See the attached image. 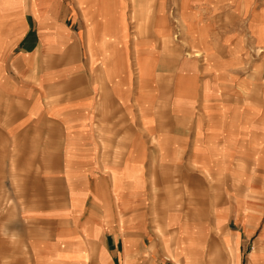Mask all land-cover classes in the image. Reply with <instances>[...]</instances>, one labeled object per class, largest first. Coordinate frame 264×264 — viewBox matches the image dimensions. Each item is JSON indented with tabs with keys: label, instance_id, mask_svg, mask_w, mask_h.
I'll return each mask as SVG.
<instances>
[{
	"label": "crops",
	"instance_id": "1",
	"mask_svg": "<svg viewBox=\"0 0 264 264\" xmlns=\"http://www.w3.org/2000/svg\"><path fill=\"white\" fill-rule=\"evenodd\" d=\"M176 2L179 38L162 5L176 53L163 76L141 36L148 6L0 0V169L15 172L25 264H264L255 37L224 0L203 5L209 35L193 41ZM153 32L167 41L157 20ZM180 72L196 83L177 95Z\"/></svg>",
	"mask_w": 264,
	"mask_h": 264
},
{
	"label": "rangeland",
	"instance_id": "2",
	"mask_svg": "<svg viewBox=\"0 0 264 264\" xmlns=\"http://www.w3.org/2000/svg\"><path fill=\"white\" fill-rule=\"evenodd\" d=\"M90 3L94 4L101 10L104 14L109 13L110 9L114 5L123 4L121 0H108V4H105V0H88ZM177 0H165L166 8L168 9V13L170 17H172V22L175 25L173 32L177 34L178 38L180 36V29L177 27V22L174 18H176L177 13ZM224 0H179L178 2V9L181 16V24L184 26L186 33L190 36L191 40H205L209 35L207 31V22H204L201 18V10L204 7L203 5H212L211 7L218 6ZM238 3L241 4V10L243 15L246 16V20L248 22V28L252 32L253 36L255 37V41L257 43L256 51H250L247 55V74L254 79L253 72L255 68L259 67L258 77L260 81H257L259 91L256 92V98L259 99L262 97L264 99V0H255L257 4L262 2V5L259 8H254L251 5L252 0H236ZM148 3V4H147ZM164 0H134L135 8L137 5H145L148 6V9L145 11L140 12L138 18L145 23L144 28H141L143 32L141 36L144 37L147 41L150 42L149 48L151 52H155L153 54L159 55L161 54L163 59L165 60L166 67L161 69L163 76L167 72L169 74L171 65L173 60L171 57L174 58L176 53L172 51L171 39L166 34V21L167 17L164 13V9L162 5ZM159 4L157 10L155 9V5ZM142 9V6H140ZM157 12V18L155 14ZM220 13V10H218ZM222 15V14H218ZM144 18L146 20H144ZM234 18L232 17V20ZM155 20L158 21V25L160 26V33L165 37L167 41L162 43V37L160 40L154 34V25ZM160 20V23H159ZM228 20H231L228 18ZM243 23V22H242ZM142 24V23H141ZM150 26V28H148ZM110 27V28H109ZM114 28L117 30L116 39L118 42H124L127 40L128 31L126 27H113L110 24H105L104 30H108ZM243 29L244 26H243ZM246 30V29H245ZM161 42V43H160ZM241 48V44H235V46L230 47L228 45L229 51L233 52L234 54H238L239 49ZM182 51V49H181ZM183 54L184 50L182 51ZM195 55H199V51L194 53ZM175 59V58H174ZM164 64V61L162 62ZM253 76V77H252ZM257 77V78H258ZM256 78V77H255ZM168 80V78H167ZM254 81V80H253ZM196 83L195 78L188 74V73H178L175 78V89L176 94L181 95L188 93L191 90V87ZM169 83L168 85H170ZM254 94V93H252ZM5 158V156H3ZM5 161H0V168H4ZM12 174V186L7 180L6 175ZM15 172L11 171L8 172L6 170L0 169V264H25L28 260V250L25 242V224L18 218L16 213L15 204L13 202H6V199L9 198V190L15 189V180L13 179V175Z\"/></svg>",
	"mask_w": 264,
	"mask_h": 264
}]
</instances>
